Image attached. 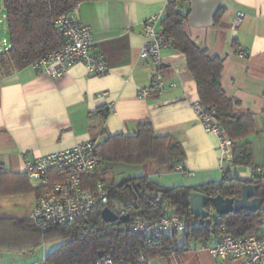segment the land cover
Segmentation results:
<instances>
[{
  "label": "crops",
  "instance_id": "0c3cea01",
  "mask_svg": "<svg viewBox=\"0 0 264 264\" xmlns=\"http://www.w3.org/2000/svg\"><path fill=\"white\" fill-rule=\"evenodd\" d=\"M168 1L82 0L66 13L89 25L91 52L106 61L105 74H89L81 62L59 77L38 73L30 65L21 69L0 66V241L12 247L0 253L33 255L39 251L36 260L25 263L37 264L58 246L32 247L37 237L23 226L33 224L29 215L38 188L25 178L22 168L24 160L34 155L88 139L102 143L108 135H133L138 123L147 120L156 135H172L181 143L185 172L158 168L152 160L141 165L105 162L95 171L104 180L117 182L135 175H148L163 185L219 180L218 137L203 128L193 110L199 97L184 54L167 45L160 51V63L139 55L145 41L143 22L156 16L162 26ZM184 8L188 9L183 23L188 37L207 55L223 61L220 82L234 102V111L255 116V131L249 137L253 165L264 167V0H187ZM237 11L245 16L235 26ZM159 68L165 75L164 88L141 96L138 89ZM236 171L246 175L248 168ZM49 177L59 178L53 172ZM161 259L169 261L156 256L148 264H163Z\"/></svg>",
  "mask_w": 264,
  "mask_h": 264
},
{
  "label": "trees",
  "instance_id": "16d2710c",
  "mask_svg": "<svg viewBox=\"0 0 264 264\" xmlns=\"http://www.w3.org/2000/svg\"><path fill=\"white\" fill-rule=\"evenodd\" d=\"M81 1L2 0L9 47L0 49V66L21 69L58 48L62 35L54 20ZM186 1H168L162 30L168 45L184 54L199 100L206 107L215 108L217 121L232 143L231 165L222 171L219 180L195 185H163L148 175L124 177L115 182L104 180L95 171L85 174L83 186L93 192L98 181L104 182L106 203L95 204L78 221L54 225L45 230L24 223V229L32 230L37 237L32 247L58 243L38 264H94L104 256H108L112 264H148L156 256L170 258L183 255L189 251L192 241L211 243L222 234L223 229L234 237L262 230L263 208L255 211L241 209L218 216L208 201L205 205L208 211L206 217H194L189 210L191 191H199L208 197L217 194L238 197L243 183H254L258 185L257 195L264 198V186L257 176L246 178L237 174L238 167L253 165L249 137L255 131V116L253 113L237 114L234 111V102L226 95L220 82L222 59L207 55L205 49L198 47L184 31L183 23L188 15V9L184 8ZM99 150L104 163L141 165L152 160L158 168L167 170H175L185 158L181 143L172 135H156L147 120L138 123L133 135H108L99 143ZM104 207L119 216H128L106 222L101 217ZM166 212L177 214L187 224V231L180 235L181 243H178L179 235L175 231L149 242L129 226L133 217L151 221ZM217 217L220 219L217 220ZM23 221L27 220H20ZM3 250H12L10 242L5 244L0 241V251Z\"/></svg>",
  "mask_w": 264,
  "mask_h": 264
},
{
  "label": "built area",
  "instance_id": "2783aa9c",
  "mask_svg": "<svg viewBox=\"0 0 264 264\" xmlns=\"http://www.w3.org/2000/svg\"><path fill=\"white\" fill-rule=\"evenodd\" d=\"M245 13L237 11L233 18V25L238 26ZM61 35V45L31 62L30 66L38 73H45L54 77L63 75L75 63H83L89 74H105L108 65L98 52H91L93 38L89 25L61 14L54 20ZM145 41L140 49V57L155 63H160V51L168 45L162 26L156 16L148 17L143 22ZM4 48L9 47L6 39L2 40ZM245 53L239 51V55ZM165 75L159 68L145 86L138 89L141 96L164 88ZM171 86L176 83L171 82ZM195 114L206 131L213 132L218 137L221 153L219 167L223 171L231 165L232 143L225 131L220 127L214 107H206L200 100L192 105ZM100 156L99 143L88 139L64 149L26 158L22 172L39 189L34 208L29 218L39 230L66 222L80 220L95 204L106 203L107 193L103 181H98L96 191L83 186V176L103 167ZM247 174L238 171L241 177L257 176L264 186V167L261 165L245 166ZM176 171L185 172L184 166L178 164ZM53 172L59 178L51 180ZM116 213V212H115ZM117 214V213H116ZM118 215V214H117ZM219 216V215H218ZM220 218L217 217V220ZM262 230L244 237H234L225 229L210 245L202 242V248L221 260H233L235 264H264V218ZM131 230L142 234L147 241L158 240L168 231L184 233L187 224L175 213L166 212L158 219L146 221L140 217H133L129 224ZM94 264H112L108 256L97 260Z\"/></svg>",
  "mask_w": 264,
  "mask_h": 264
},
{
  "label": "water",
  "instance_id": "95a60500",
  "mask_svg": "<svg viewBox=\"0 0 264 264\" xmlns=\"http://www.w3.org/2000/svg\"><path fill=\"white\" fill-rule=\"evenodd\" d=\"M258 185L254 183H243L241 192L238 197H224L220 194L208 197L199 191H191L189 194V210L194 217L208 215L205 205L208 201L211 202L214 209V214L226 215L232 211L241 209L255 211L259 208L264 209V198L257 195ZM128 215H117L108 207L101 210V217L106 222L116 221L127 217Z\"/></svg>",
  "mask_w": 264,
  "mask_h": 264
},
{
  "label": "rangeland",
  "instance_id": "374dc122",
  "mask_svg": "<svg viewBox=\"0 0 264 264\" xmlns=\"http://www.w3.org/2000/svg\"><path fill=\"white\" fill-rule=\"evenodd\" d=\"M1 6V16L3 18L4 8L2 4V0H0ZM4 19V18H3ZM2 19L0 21V49H4V45L2 44L3 39H7V32L5 28V22ZM183 240L181 237H178V243H181ZM210 245V243H207ZM39 251L35 252L33 255L30 254H15V253H0V264H25L29 260H36L37 254ZM163 264H235L233 260H221L219 258L213 257L210 252L202 248V242H194L190 243L189 251L186 252L182 257L175 258L171 256L168 258L169 261L165 259H161ZM38 262V261H36ZM38 264V263H37Z\"/></svg>",
  "mask_w": 264,
  "mask_h": 264
}]
</instances>
